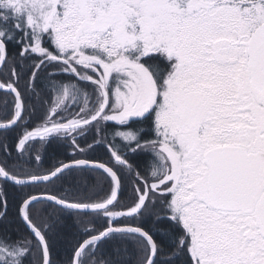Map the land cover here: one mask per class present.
<instances>
[{"label": "snow or ice", "instance_id": "6c2138e0", "mask_svg": "<svg viewBox=\"0 0 264 264\" xmlns=\"http://www.w3.org/2000/svg\"><path fill=\"white\" fill-rule=\"evenodd\" d=\"M0 264H264V0H0Z\"/></svg>", "mask_w": 264, "mask_h": 264}]
</instances>
